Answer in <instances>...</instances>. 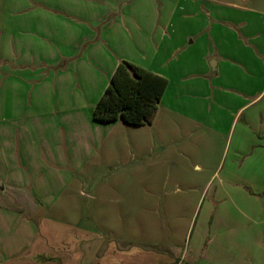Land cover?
I'll use <instances>...</instances> for the list:
<instances>
[{"label":"crops","instance_id":"0c3cea01","mask_svg":"<svg viewBox=\"0 0 264 264\" xmlns=\"http://www.w3.org/2000/svg\"><path fill=\"white\" fill-rule=\"evenodd\" d=\"M121 62L167 79L153 124L224 141L182 236L97 223ZM0 264H264V0H0Z\"/></svg>","mask_w":264,"mask_h":264},{"label":"rangeland","instance_id":"374dc122","mask_svg":"<svg viewBox=\"0 0 264 264\" xmlns=\"http://www.w3.org/2000/svg\"><path fill=\"white\" fill-rule=\"evenodd\" d=\"M165 123L162 115L153 125L141 127L119 121L110 127V138L95 153L99 166L95 179L102 182L94 191L97 223L106 231L110 226L112 239L119 242L126 236V241L139 243L152 237L154 230L170 234L173 229L182 236L193 202L204 193L196 219L205 213L218 185L205 187L222 157L224 141L218 137L198 140V135L188 134V128L183 133L182 126ZM82 201L88 204L89 200ZM177 201L178 209L173 205ZM159 218L169 220L166 228Z\"/></svg>","mask_w":264,"mask_h":264},{"label":"trees","instance_id":"16d2710c","mask_svg":"<svg viewBox=\"0 0 264 264\" xmlns=\"http://www.w3.org/2000/svg\"><path fill=\"white\" fill-rule=\"evenodd\" d=\"M167 86V79L121 62L94 109L93 119L105 124L121 121L133 127L152 125Z\"/></svg>","mask_w":264,"mask_h":264}]
</instances>
